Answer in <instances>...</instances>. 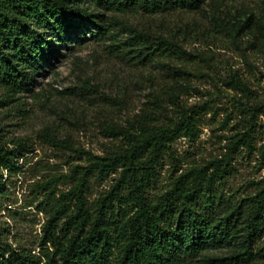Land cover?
I'll use <instances>...</instances> for the list:
<instances>
[{"label":"rangeland","instance_id":"1","mask_svg":"<svg viewBox=\"0 0 264 264\" xmlns=\"http://www.w3.org/2000/svg\"><path fill=\"white\" fill-rule=\"evenodd\" d=\"M78 7L98 14L103 29L81 24L53 41L30 91L9 95L0 88V139L9 149L21 142L29 147L16 171L3 172L0 241L37 255L54 199L74 185L72 170L88 165L84 153L104 156L122 147L121 139L107 135L113 126L127 128L150 115L155 126L176 122L177 105L204 106L199 134L176 140L163 155L149 199L155 201L180 174L225 159L231 138L253 121L254 148H238L228 174L210 192L216 214L243 206L264 179V0H203L189 11L158 14L107 12L91 1ZM139 34L179 48L145 50ZM233 78L246 84L249 99L231 86ZM236 100L256 107L254 117ZM50 139L68 141L70 148ZM113 179L89 178L91 210ZM231 253L228 246L209 249L186 264H233ZM252 253L250 264H264V234Z\"/></svg>","mask_w":264,"mask_h":264},{"label":"trees","instance_id":"2","mask_svg":"<svg viewBox=\"0 0 264 264\" xmlns=\"http://www.w3.org/2000/svg\"><path fill=\"white\" fill-rule=\"evenodd\" d=\"M89 1L107 12L158 14L189 11L203 0H0V88L9 95L30 91L53 41L62 40L81 24L103 29L98 14L78 7ZM139 36L148 45L145 50L150 45L161 51L179 48L163 38L153 41L150 35ZM231 86L249 99L250 90L238 78L232 79ZM236 103L248 107L251 118L258 111L240 100ZM177 107L179 118L168 126L153 125L150 115L130 127L108 129L107 135L121 139L123 146L104 156L84 153L88 165L72 170L69 178L74 185L49 209L38 254L0 241V264H186L206 250L227 246L232 250L227 260L250 264L256 239L264 234V179L243 206L225 213L214 212L210 192L228 174L231 155L240 147L254 148L253 121L244 133L231 138L225 159L180 174L155 201L147 195L171 145L199 134L197 122L204 106ZM50 140L70 148L68 141ZM12 145L9 149L0 139V193L3 172L16 171L17 159L29 152L23 142ZM111 175L113 185L91 210L86 199L89 178L103 180Z\"/></svg>","mask_w":264,"mask_h":264}]
</instances>
